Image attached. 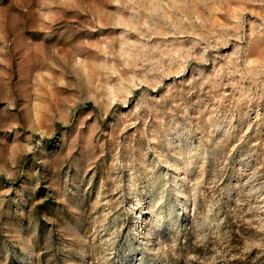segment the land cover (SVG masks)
<instances>
[{"label":"rangeland","instance_id":"1","mask_svg":"<svg viewBox=\"0 0 264 264\" xmlns=\"http://www.w3.org/2000/svg\"><path fill=\"white\" fill-rule=\"evenodd\" d=\"M0 264H264V0H0Z\"/></svg>","mask_w":264,"mask_h":264}]
</instances>
